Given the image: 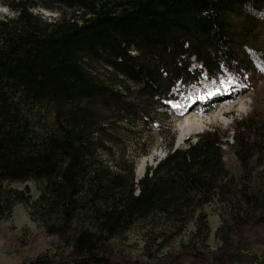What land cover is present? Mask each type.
Masks as SVG:
<instances>
[{
	"label": "trees",
	"instance_id": "1",
	"mask_svg": "<svg viewBox=\"0 0 264 264\" xmlns=\"http://www.w3.org/2000/svg\"><path fill=\"white\" fill-rule=\"evenodd\" d=\"M56 3L74 13L47 21L31 11L33 0H12L16 17L0 19V223L22 204L56 238L21 264H111L109 243L151 224L180 232L192 223L188 251L195 252L209 233L201 208L213 201L229 218L215 232L225 250L233 245L231 226L264 224V178L250 169L262 146L252 125L254 140L233 136L243 177L229 176L221 142L208 133L169 152L137 184L131 165L102 157L121 143L116 133L125 125L117 123L134 125L178 82L199 79L191 58L209 73L231 68L239 53L233 18L264 0Z\"/></svg>",
	"mask_w": 264,
	"mask_h": 264
},
{
	"label": "rangeland",
	"instance_id": "2",
	"mask_svg": "<svg viewBox=\"0 0 264 264\" xmlns=\"http://www.w3.org/2000/svg\"><path fill=\"white\" fill-rule=\"evenodd\" d=\"M11 1L0 0V19L16 17L17 12L7 6ZM31 11L47 21L74 13V10L58 6L56 0H33ZM233 21L238 37L237 52L239 51L233 66L224 67L220 73H209L191 58L190 70L200 71L199 79L192 84L178 82L171 97L162 101V105L156 104L154 114L136 119L134 125L117 123L125 125L116 133L121 143L111 147L110 156L102 155L104 161L116 165H131L137 184L169 152L184 148L194 143L202 134L208 133L215 135L221 142L222 160L227 173L230 177L238 178L241 173L243 177V172L235 157L233 136L240 134L250 140L257 136L259 148L262 146V149L250 169L255 177L264 178V4L258 6L253 13L236 15ZM240 26L241 30L238 29ZM95 69L99 74L104 73L101 65H95ZM209 91L211 95L204 101L206 105L220 100L221 107L231 108L230 113L222 115L220 109L214 110L212 105V110L204 111V115L200 117L195 116L203 101L202 97ZM224 92L229 95L225 96ZM219 93L223 94L222 97L210 99L212 95ZM226 100H230V103ZM185 102L188 106H182ZM188 117L200 120L202 126L195 132L188 130L185 136H181L180 123ZM251 125L256 136H252L248 130ZM13 184L17 188L23 187L20 183ZM28 186L35 198L38 194L35 183L29 182ZM201 213L206 217L209 233L206 244L199 246L197 251H188L189 248L194 249L192 223L184 226L180 232L169 226L151 224L144 227L143 232L127 231L120 238L111 241L108 251L111 254V264H252V258L245 252L254 253L264 261V224L244 220L239 226H231L233 245L225 250L215 235L216 230L222 228L229 219H226L225 209L213 201L205 204ZM27 224L21 220L20 215L14 220L12 218L11 222L0 223V264H21L50 250L56 244L55 237L45 235L32 222ZM159 234L164 236L163 242L159 239Z\"/></svg>",
	"mask_w": 264,
	"mask_h": 264
},
{
	"label": "bare ground",
	"instance_id": "3",
	"mask_svg": "<svg viewBox=\"0 0 264 264\" xmlns=\"http://www.w3.org/2000/svg\"><path fill=\"white\" fill-rule=\"evenodd\" d=\"M216 89V87L214 86L213 87V90H215ZM211 95V92L209 91V92H207L206 93V95H204L203 97H202V99H203V101H202V103L205 101V98L206 97H208V96H210ZM223 95V94H222ZM222 95L219 93V94H215V95H212L211 96V100H216V99H218V97H222ZM224 95L225 96H227V95H229V93L228 92H224ZM174 98V97H173ZM209 98V97H208ZM227 101V100H226ZM228 103H230V100L229 101H227ZM188 103V102H187ZM206 103V102H205ZM214 103V104H213ZM214 107H213V109L214 110H219V112L222 114V115H225V114H228V113H230V111H231V108L229 107V106H226V107H221V103H220V100H218V101H214V102H212L211 103ZM212 105H204V106H202V108L200 109V110H198L197 112H196V115L195 116H202V115H204V111H206V110H212ZM182 106H188L187 104H186V102H185V104L183 105V103H182ZM200 107V106H199ZM186 113H188V112H186ZM180 116V115H179ZM214 119L216 118V117H213ZM207 123V122H206ZM180 124H182L181 126H180V131H181V136H185V132L187 131V132H189L188 130H190V131H197V130H199L200 128H201V121L200 120H198V119H194V118H192L191 119V117H188V119L186 120V121H184V122H181ZM191 133H193V132H191ZM179 138V137H178ZM140 174V173H139Z\"/></svg>",
	"mask_w": 264,
	"mask_h": 264
},
{
	"label": "crops",
	"instance_id": "4",
	"mask_svg": "<svg viewBox=\"0 0 264 264\" xmlns=\"http://www.w3.org/2000/svg\"><path fill=\"white\" fill-rule=\"evenodd\" d=\"M17 215L18 216L20 215L21 220L23 219V222L25 224H27V222H28L29 225L31 224V222L29 221V218L27 216L26 210H25V208L23 207L22 204H17L13 208V220L16 219Z\"/></svg>",
	"mask_w": 264,
	"mask_h": 264
}]
</instances>
